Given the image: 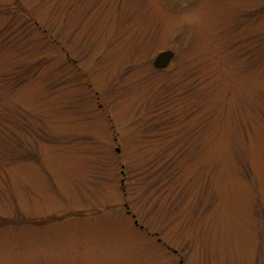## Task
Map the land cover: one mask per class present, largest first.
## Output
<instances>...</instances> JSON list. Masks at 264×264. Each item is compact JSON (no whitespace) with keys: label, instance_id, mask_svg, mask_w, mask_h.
Listing matches in <instances>:
<instances>
[{"label":"rangeland","instance_id":"374dc122","mask_svg":"<svg viewBox=\"0 0 264 264\" xmlns=\"http://www.w3.org/2000/svg\"><path fill=\"white\" fill-rule=\"evenodd\" d=\"M0 264H264V0H0Z\"/></svg>","mask_w":264,"mask_h":264},{"label":"water","instance_id":"95a60500","mask_svg":"<svg viewBox=\"0 0 264 264\" xmlns=\"http://www.w3.org/2000/svg\"><path fill=\"white\" fill-rule=\"evenodd\" d=\"M175 55L173 49H163L156 54L153 65L158 69H164L170 65Z\"/></svg>","mask_w":264,"mask_h":264}]
</instances>
